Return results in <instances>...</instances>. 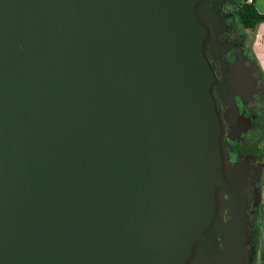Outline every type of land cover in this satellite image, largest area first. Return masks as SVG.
<instances>
[{"label": "water", "instance_id": "obj_1", "mask_svg": "<svg viewBox=\"0 0 264 264\" xmlns=\"http://www.w3.org/2000/svg\"><path fill=\"white\" fill-rule=\"evenodd\" d=\"M199 9L216 16L214 0H0V264H200L216 234L217 261L239 260L248 172H223L213 88L236 137L257 89L242 61L216 82Z\"/></svg>", "mask_w": 264, "mask_h": 264}, {"label": "flooded vegetation", "instance_id": "obj_2", "mask_svg": "<svg viewBox=\"0 0 264 264\" xmlns=\"http://www.w3.org/2000/svg\"><path fill=\"white\" fill-rule=\"evenodd\" d=\"M245 5V0H214L216 16L211 14L209 16L210 21L204 19L200 9L198 10L200 20L209 30L205 44V55L214 71L216 82L222 83L224 80H228L226 76L242 61L243 65L237 71L242 77L243 83L246 86H250V83L254 81L257 89V93L250 99L242 100L239 97L236 98L240 115L242 116L237 126H240L241 130L245 127L244 123L248 122L250 125L246 132L242 131L236 137L235 127L226 119L227 112H225L223 99L218 96L216 87L213 88L223 126V172L229 184L231 181L226 174L228 167L237 166L238 175H244L246 171L248 172L246 184L241 179L238 186L241 189L242 196L245 198L246 207L243 217L248 224V228L245 232L244 249L240 252L238 261H228L226 259L217 261L220 256L226 255L227 249L222 234H216L211 241L210 261H204L200 264H258L261 261L262 247L260 243L262 244L264 241L262 221L264 214L260 215L259 204L261 203V186L264 176V147H260L259 143L264 139V112L262 89L260 87L261 75L256 62L245 53L246 45H244V42H246V37L238 31L235 24L236 18H239V12L242 11ZM226 44H232L233 47L230 51L223 52L222 47ZM240 92L245 93L243 90ZM242 125L244 126L242 127ZM234 182L236 183L238 180ZM230 200V195L226 191L218 189L216 214L219 218H223L224 222L232 218L231 210L225 207V204L230 202ZM197 256L198 249L195 248L192 257L197 258ZM193 262L188 261L186 264H193ZM197 262L199 263L200 261Z\"/></svg>", "mask_w": 264, "mask_h": 264}, {"label": "crops", "instance_id": "obj_3", "mask_svg": "<svg viewBox=\"0 0 264 264\" xmlns=\"http://www.w3.org/2000/svg\"><path fill=\"white\" fill-rule=\"evenodd\" d=\"M254 4L258 12L264 14V0H254ZM252 32H254L252 40H248V43L251 46L252 56H248L256 62L261 75L260 87L262 89V105L264 107V22L261 23L255 31ZM260 260L261 261H259L258 264H264V249H262V255Z\"/></svg>", "mask_w": 264, "mask_h": 264}, {"label": "trees", "instance_id": "obj_4", "mask_svg": "<svg viewBox=\"0 0 264 264\" xmlns=\"http://www.w3.org/2000/svg\"><path fill=\"white\" fill-rule=\"evenodd\" d=\"M239 22L244 30L255 31L264 22V14L258 12L255 4L245 5L239 12Z\"/></svg>", "mask_w": 264, "mask_h": 264}, {"label": "rangeland", "instance_id": "obj_5", "mask_svg": "<svg viewBox=\"0 0 264 264\" xmlns=\"http://www.w3.org/2000/svg\"><path fill=\"white\" fill-rule=\"evenodd\" d=\"M235 24L237 26V29L239 32H241L242 34L245 35L246 37V42H244V45H246L245 47V53L249 56H252L251 55V46L250 44L248 43V40H252V37L254 35V32H252L251 30H244L243 27L241 26L240 22H239V18H236L235 20ZM264 101V100H263ZM263 106V105H262ZM263 112H264V107H263ZM260 147H264V139L260 141ZM261 203L259 204V211H260V215H263L264 213V176L262 178V186H261ZM262 221H263V229H264V215H263V218H262ZM264 231V230H263ZM264 235V233H263ZM262 249H264V241L262 242V244L260 243Z\"/></svg>", "mask_w": 264, "mask_h": 264}, {"label": "built area", "instance_id": "obj_6", "mask_svg": "<svg viewBox=\"0 0 264 264\" xmlns=\"http://www.w3.org/2000/svg\"><path fill=\"white\" fill-rule=\"evenodd\" d=\"M246 5L254 4V0H245Z\"/></svg>", "mask_w": 264, "mask_h": 264}]
</instances>
